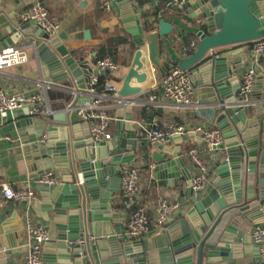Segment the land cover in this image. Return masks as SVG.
Listing matches in <instances>:
<instances>
[{
	"label": "water",
	"instance_id": "water-1",
	"mask_svg": "<svg viewBox=\"0 0 264 264\" xmlns=\"http://www.w3.org/2000/svg\"><path fill=\"white\" fill-rule=\"evenodd\" d=\"M114 2L136 47L116 98L120 135L95 143L90 124L81 123L76 112L70 115L65 109L54 115L70 128L73 147L82 148L83 155L77 157L75 151L72 182L42 185V198L30 203L50 228L51 238L44 245V263L264 264L251 235L256 219L264 217L263 121L249 119L246 108L235 103L233 91L241 86L235 75L243 66L236 58L239 54L208 55L219 47L264 37V0H188L180 6L189 12L199 43L191 55L180 61L179 67L190 72L198 87V100L208 105L197 108L195 114L215 120L223 130L226 158H215L218 164L213 166L211 184L205 193L197 195L189 187L190 172L182 158L181 144L188 138L201 142L200 136L195 133L176 136L175 150L159 147L153 152V177L160 185L169 184L167 179L170 183L172 179L176 183L185 179V194L190 198L186 212L177 214L173 224L160 229L153 239L118 236L108 201L122 180L117 167L132 161L137 149L132 102L142 88L133 86L131 81H146L147 72L143 69L148 63L162 74L174 67L163 60L161 52V37L169 34L172 26L161 19L159 32L147 33L141 9L130 0ZM0 22L5 23L14 42L23 39L35 48L39 61L47 66L55 83L70 79L82 88H90L91 77L105 73L90 60L75 58L62 42L66 34L47 42L49 34L34 21L9 19L1 10ZM80 127L85 130L82 138L77 136ZM6 226L0 227V264H6L13 254L23 250L24 224L20 222L15 234H8ZM3 233L7 235L4 237ZM79 240L84 243H78Z\"/></svg>",
	"mask_w": 264,
	"mask_h": 264
},
{
	"label": "crops",
	"instance_id": "crops-1",
	"mask_svg": "<svg viewBox=\"0 0 264 264\" xmlns=\"http://www.w3.org/2000/svg\"><path fill=\"white\" fill-rule=\"evenodd\" d=\"M130 1L143 11V25L146 26L147 33L159 32L161 19H165L172 26L171 32L161 37V52L163 60L174 67L179 66L180 61L189 56L183 55L180 48L190 40L197 39L199 41L194 33L197 28L192 22L189 12L181 9L180 6H172L173 0ZM36 2L43 3L50 16L61 21L60 34H66V38H63L62 42L75 58L88 59L96 68L99 60L109 57L120 66V70L116 74L110 73L111 77L106 81V84L112 83L119 91L122 87L123 77L133 61L136 47L132 46L131 34L123 26L118 6L115 4L114 9L107 12L104 8L105 0H1L0 10L4 12L7 18L24 22L21 19V14ZM4 24V22H0V50L8 45L30 47L31 44H27L23 39L14 42L11 33L4 27ZM144 50L147 54V49ZM224 52H237L239 54L236 58H239L243 66L237 69L235 76L240 81L248 66L254 65L257 68L256 85L248 94V103L244 108H246L249 119L263 121L261 136L264 141V56H255L249 43L219 47L210 51L208 55L210 56L212 53L220 55ZM144 59L146 60V58ZM145 68L143 69L147 72L145 82L138 83L136 79L131 81L133 86L139 85L142 88V92L132 102V124L137 131V149L135 157L130 161L139 166L141 193L135 203H128L122 196L121 180V183L117 184L118 190L108 201V208L113 211L111 217L113 227L118 236L124 239H130L127 235V223L138 206L147 209L151 221L150 232L144 236V239H153L160 229L173 224L177 214L186 212L190 203V198L185 194L187 188L185 179L179 180L177 183L173 179L170 183L167 179L166 182L169 184L160 185L153 177L154 161L152 154L159 147L149 144L145 139L146 131L151 128L153 120L157 118L159 127L162 129H167L175 123L186 124L190 127L199 124L207 127H218L215 120L209 121L200 115H196L197 108L194 104L180 106L169 102L159 107H152L149 104V96L155 93L160 98L162 89L159 82L164 74L149 63ZM38 80L52 84L46 94L52 113L31 115L29 104H25L22 108L10 112L3 125V131L12 137L11 141L0 143V227L7 224L6 228L10 230L8 234H15L14 229L19 226L20 222L25 226L28 217H31L35 223L45 224L49 230L50 228L31 205L3 199L1 192L3 186L7 184L18 188L31 184L37 190L34 200H40L42 198L40 191L42 185L39 183V178L43 172L50 170L56 184L72 182L76 171L75 151L77 157L83 155L82 148L73 147L72 138L74 136H72L70 128L54 116H58L74 100V94L71 92L72 80L53 82L47 66L39 61L32 50L28 63L6 72H0V86L9 92L20 93L26 97L39 92L44 93L42 86L37 83ZM100 94L103 100L102 105L108 114L114 118L111 121L109 131L115 139L120 135L117 121V95L107 91L106 88ZM81 123L83 122L81 121ZM84 132V129L78 128V138H82ZM177 145L178 142L173 140L171 144L164 147L175 150ZM199 145L200 142L196 138H188L181 144L182 158L189 169L190 177L194 173V167L187 152L190 148ZM203 155L210 163L209 187L214 173L213 166L218 164V160L207 151ZM167 156L170 157V155ZM220 157L226 158V153ZM77 161L80 160L77 159ZM119 168L120 165L117 167V175L122 179ZM162 198H166L171 203L178 202L180 207L168 218L166 225L160 228L155 222V212ZM255 222L257 223L254 227L262 226L264 228V217H258ZM6 235V233L2 234L4 237ZM25 240L24 227L22 234L23 250L13 254L6 264H24L26 258ZM43 264H45L44 261Z\"/></svg>",
	"mask_w": 264,
	"mask_h": 264
},
{
	"label": "built area",
	"instance_id": "built-area-1",
	"mask_svg": "<svg viewBox=\"0 0 264 264\" xmlns=\"http://www.w3.org/2000/svg\"><path fill=\"white\" fill-rule=\"evenodd\" d=\"M187 1L173 0L171 5L181 6ZM114 5V0H105L104 2V8L107 12H111L114 9ZM21 19L24 22L34 21L43 28L49 34L47 42H50L51 38L59 36L61 32V21L56 17L50 16L47 7L41 2L30 5L21 14ZM198 43L197 39L190 40L180 48V52L183 55H191L197 49ZM249 44L255 56H264V37L255 39ZM31 50L38 58L37 52L32 45L30 47L17 45L3 47L0 50V72H6L28 63ZM96 68L103 69L105 72L109 71L111 74H116L120 70V66L109 57L99 60ZM256 75L257 68L254 65L248 66L242 74L240 88L233 91L236 97L235 103L238 106H245L248 103L247 96L256 85ZM37 83L42 86L44 93L39 92L28 97L20 93L9 92L6 88L0 86V143L12 140V137L3 131L4 120L10 112L22 108L25 104H29L31 115L52 113L46 98L47 90L52 84L43 80H38ZM98 83L99 75L91 77L90 88H82L77 84L76 80H73L71 92L75 98L66 108L67 113L71 115L76 112L82 122L90 124V132L95 143L113 139L109 127L114 118L108 114V111L102 105V95L97 89ZM159 83L162 94L160 98L155 93L149 96V104L152 107H159L169 102L180 106L194 104L196 108L207 106L206 103H201L198 100V89L188 70H183L179 66L173 67L163 75ZM105 88L107 91L118 95V90L112 83H107ZM190 133H195L201 137L200 145L190 148L187 152L188 158L194 167V173L189 179V187L198 195L205 193L209 185L210 163L205 159L203 153L207 151L214 155V158L220 157L225 153L226 146L223 130L220 127H207L202 124L190 127L181 123H175L167 129H162L159 127L157 118H155L151 128L146 131L145 139L153 146L164 147L171 144L176 136ZM119 171L122 175V196L128 203L133 204L142 189L139 166L132 162H125L120 165ZM39 183L40 185L48 186L55 184L53 173L48 171L42 174L39 178ZM1 192L3 199L22 202L27 205H30L37 194V190L31 184L18 188L5 184ZM179 207L180 203H171L166 198H162L155 212L156 225L160 228L164 227L168 218ZM150 222L147 209L143 206H138L127 223L128 237L144 238L150 232ZM25 234L26 258L24 264H43L44 245L51 238L50 230L45 224L35 223L31 217H28L25 224ZM251 235L252 242L258 247V253L264 262V228L262 226L254 227ZM77 242L82 244L84 240ZM71 243L74 242L71 241Z\"/></svg>",
	"mask_w": 264,
	"mask_h": 264
},
{
	"label": "trees",
	"instance_id": "trees-1",
	"mask_svg": "<svg viewBox=\"0 0 264 264\" xmlns=\"http://www.w3.org/2000/svg\"><path fill=\"white\" fill-rule=\"evenodd\" d=\"M132 44V46H134L135 47V45H134V43L132 42L131 43ZM106 55V54H105ZM108 55V54H107ZM109 73V74H108ZM111 77V74H110V72H108V71H106L104 74H101L100 76H99V83H98V85H97V89H98V91L99 92H102L104 89H105V87H106V81H107V79H109ZM125 199V198H124ZM126 200V199H125Z\"/></svg>",
	"mask_w": 264,
	"mask_h": 264
},
{
	"label": "bare ground",
	"instance_id": "bare-ground-1",
	"mask_svg": "<svg viewBox=\"0 0 264 264\" xmlns=\"http://www.w3.org/2000/svg\"><path fill=\"white\" fill-rule=\"evenodd\" d=\"M136 81V80H135Z\"/></svg>",
	"mask_w": 264,
	"mask_h": 264
}]
</instances>
